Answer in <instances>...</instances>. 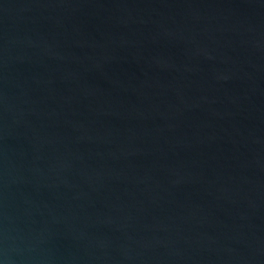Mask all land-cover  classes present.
Returning <instances> with one entry per match:
<instances>
[{
	"label": "water",
	"instance_id": "1",
	"mask_svg": "<svg viewBox=\"0 0 264 264\" xmlns=\"http://www.w3.org/2000/svg\"><path fill=\"white\" fill-rule=\"evenodd\" d=\"M0 264H264V0H0Z\"/></svg>",
	"mask_w": 264,
	"mask_h": 264
}]
</instances>
